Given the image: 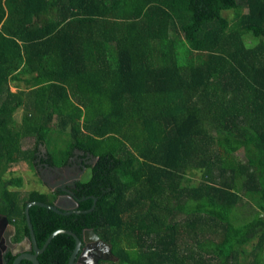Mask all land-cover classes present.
<instances>
[{
  "label": "trees",
  "instance_id": "1",
  "mask_svg": "<svg viewBox=\"0 0 264 264\" xmlns=\"http://www.w3.org/2000/svg\"><path fill=\"white\" fill-rule=\"evenodd\" d=\"M41 146L54 167L98 158L80 237L112 245L100 264H264V0H0V213L21 237L56 194L6 173ZM30 218L40 248L78 231ZM74 248L59 234L38 259Z\"/></svg>",
  "mask_w": 264,
  "mask_h": 264
},
{
  "label": "flooded vegetation",
  "instance_id": "2",
  "mask_svg": "<svg viewBox=\"0 0 264 264\" xmlns=\"http://www.w3.org/2000/svg\"><path fill=\"white\" fill-rule=\"evenodd\" d=\"M43 156L41 155L39 157V159L37 160V163L39 162L40 164L45 165L46 172L51 171L54 174L60 175L61 177L60 181H55L54 175L51 176L50 173H46L47 175L42 173L44 180L47 181V187L49 188L46 194H52V195L56 194V197H54L53 199V205H57L62 210V212L69 213L66 216L62 215V217H66V218L60 219L59 221H73V222L75 221L74 225L78 231L77 233L75 232L73 233H75L76 235L79 236V238H81L84 236V232L86 230L93 229V228L85 227L80 237V225H81L80 215L93 212L95 201L97 203L98 198L92 194L87 195V192L82 193L80 184L84 182L83 176L88 170L90 171L92 170V167L96 164L98 158L94 157L91 154L84 155V153L80 152V150H76L74 153V156H72L69 159V162L67 165L62 166V167H54V166H50L49 164L45 162L43 163L41 161V158ZM71 167H75L76 169L73 171H69V168ZM91 200H93L94 202L93 207L92 208L89 207L88 209L83 208L84 207L83 205L85 206L88 205ZM17 221L19 220L15 217L11 218L7 215L0 213V264H14L16 259L20 257L21 255L34 253V246H33V242L31 241L30 231L28 235L25 234L23 237H21L20 231H19V225ZM94 246L95 244L93 243L92 248H94ZM88 249H89L88 244L86 243L82 245L81 249L79 247V251L77 253L75 264H82V263L84 264L83 262L84 260L88 261L87 264L92 262V258L96 257L97 254L96 253L94 254L92 252L93 257L89 254H86L87 252L86 250ZM24 262H30V261L23 260L21 261L20 264H24ZM101 262H104V261L102 260Z\"/></svg>",
  "mask_w": 264,
  "mask_h": 264
},
{
  "label": "water",
  "instance_id": "3",
  "mask_svg": "<svg viewBox=\"0 0 264 264\" xmlns=\"http://www.w3.org/2000/svg\"><path fill=\"white\" fill-rule=\"evenodd\" d=\"M94 200H95V198H94ZM95 204H96V201H95ZM33 206H39V207H43L46 209H50L53 212L60 214V215H64V216L69 214V213L62 212L57 205H51V204H47V203H43V202H39V201H34V202L28 203L26 208H25V216H26V220H27L28 229H29L30 234H31V240H32L33 246H34V253L21 255L20 257H18L16 259L14 264H20L22 260H28L32 264H41L39 259H38L39 255L42 254L48 248L49 244L54 239V237L56 235H59V234L69 235V236L73 237L75 240V248H74V252L71 255L69 264H75V260L77 257V253L79 251V247L81 249V247L84 243L88 244V248H89L88 250H86L87 252L85 251L86 254H89L92 257H93V253L97 254L96 257L92 258V262H90L89 264H100V260L101 261L102 260L103 261H117L118 260V258L114 255V253L112 251V245L110 243L105 242L95 232L94 229L86 230L84 232V236L81 238H79L78 235H76L75 233H73L69 230H61V229L57 230V231L53 232L48 237L44 246L42 248H40L37 241H36V235L34 232V227H33V224H32L31 218H30V208ZM93 243L95 244L94 248H92ZM83 262H84V264L88 263L87 260H84Z\"/></svg>",
  "mask_w": 264,
  "mask_h": 264
},
{
  "label": "rangeland",
  "instance_id": "4",
  "mask_svg": "<svg viewBox=\"0 0 264 264\" xmlns=\"http://www.w3.org/2000/svg\"><path fill=\"white\" fill-rule=\"evenodd\" d=\"M225 15L230 19L234 16L232 11L226 12ZM11 90L13 92L17 91V88L15 87V85H11ZM21 114H22V110H20L17 113V120L18 121L21 117ZM32 145H33V141L27 140L25 147H31ZM45 153H46L45 147L41 146L40 147V156L45 155ZM75 169H76L75 167H71V168H69V171H73ZM62 171H64V170H62ZM42 173H44L45 175H47L46 173H50L51 176L54 175L55 181L61 180L60 175L54 174L51 171L46 172L45 165H42L39 162L37 164L31 165L26 161H22L20 164L14 166L11 170V173L7 172L6 176L8 178H11L12 176L21 177L23 179V187L19 188V190L22 194H27L31 191H39L42 193H46L47 190H49V188L47 187V181L44 180ZM86 173L83 176L84 181L90 178L91 171L88 170ZM191 179H192L193 184H198L200 182V175L198 174V175L192 177ZM242 211L244 212V216H246V217L250 216L248 214L249 212H247L245 209H242ZM248 251H252V246H248ZM252 259L253 258H250V261H252ZM249 264H251V262H249Z\"/></svg>",
  "mask_w": 264,
  "mask_h": 264
},
{
  "label": "bare ground",
  "instance_id": "5",
  "mask_svg": "<svg viewBox=\"0 0 264 264\" xmlns=\"http://www.w3.org/2000/svg\"><path fill=\"white\" fill-rule=\"evenodd\" d=\"M57 204V203H56ZM61 210V209H60ZM62 211V210H61ZM64 211V210H63ZM32 241V240H31ZM32 244V243H31ZM5 252V251H4ZM23 261V260H22ZM101 262V261H100Z\"/></svg>",
  "mask_w": 264,
  "mask_h": 264
}]
</instances>
